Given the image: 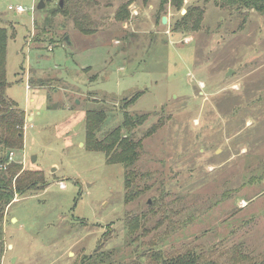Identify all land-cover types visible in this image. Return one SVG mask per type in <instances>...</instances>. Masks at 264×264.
<instances>
[{
    "label": "rangeland",
    "instance_id": "obj_1",
    "mask_svg": "<svg viewBox=\"0 0 264 264\" xmlns=\"http://www.w3.org/2000/svg\"><path fill=\"white\" fill-rule=\"evenodd\" d=\"M40 1L0 0L7 97L26 112L11 158L46 183L7 206L0 264H152L187 250L228 263L236 247L263 256L264 14L240 27L239 11L214 0H63L67 15L53 14L60 0ZM189 6L204 12L197 29L178 26ZM139 91L128 112L148 114L134 130V168L148 176L125 202V166L86 147V113L106 109L103 138Z\"/></svg>",
    "mask_w": 264,
    "mask_h": 264
},
{
    "label": "trees",
    "instance_id": "obj_2",
    "mask_svg": "<svg viewBox=\"0 0 264 264\" xmlns=\"http://www.w3.org/2000/svg\"><path fill=\"white\" fill-rule=\"evenodd\" d=\"M163 2L170 3L176 9L182 8L184 4V0H163ZM214 3L224 9L239 11V16L243 18L240 27L245 23L250 11L254 10L264 14V0H214ZM66 7V5L60 7L59 3V7L53 11V14L61 12L67 15ZM203 13V10L199 7L189 6L178 26L183 24L186 27L197 29ZM117 17L119 20L129 17L126 7L120 9ZM75 23L78 26L79 22ZM81 30L85 32L92 31L89 29L84 30L83 28ZM8 38V29L0 27V149L7 152V155L0 159V236H2L1 223L4 212L14 200L16 194H24L29 190L43 187L46 184L41 176L34 172L26 171L21 162L13 161L11 158L13 152L24 148L26 112L19 108L14 100H10L7 97V88L9 87L6 77ZM142 93V91H139L132 98L124 99L122 104L124 112L123 124L111 130L103 138H99L97 132L107 119L106 109L104 107H95L87 110L86 113V147L92 151L103 152L109 164L121 163L125 166V185L127 189L125 202L134 200L138 196L140 193L138 180L148 176V174L139 173L134 168L143 148L142 139H137L134 130L146 121L148 114L132 115L128 112V107ZM102 101H105V99ZM123 129H126L125 134ZM155 129V126H153L146 131L145 135L149 136ZM132 221H128V225H131ZM100 261H105L102 256L99 259ZM152 264H264V255L253 258L243 248L236 247L233 250L232 261L221 263L214 259L204 258L201 253L195 250H187L184 253L160 258Z\"/></svg>",
    "mask_w": 264,
    "mask_h": 264
},
{
    "label": "water",
    "instance_id": "obj_3",
    "mask_svg": "<svg viewBox=\"0 0 264 264\" xmlns=\"http://www.w3.org/2000/svg\"><path fill=\"white\" fill-rule=\"evenodd\" d=\"M44 7H45V3L43 0H41L38 4V8L41 9ZM60 7H63V0H60ZM166 22H167V18L163 17V23H166ZM65 39L68 40V37H66ZM35 160H36V156H33L32 161L34 162Z\"/></svg>",
    "mask_w": 264,
    "mask_h": 264
},
{
    "label": "built area",
    "instance_id": "obj_4",
    "mask_svg": "<svg viewBox=\"0 0 264 264\" xmlns=\"http://www.w3.org/2000/svg\"><path fill=\"white\" fill-rule=\"evenodd\" d=\"M10 9H13V7L10 6ZM16 9H17L18 11H20V10H22L23 8H22V6H18ZM11 155H12V154H11Z\"/></svg>",
    "mask_w": 264,
    "mask_h": 264
}]
</instances>
